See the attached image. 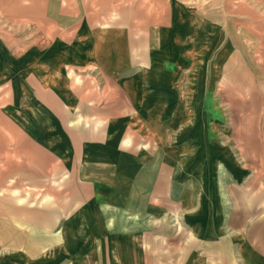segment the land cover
<instances>
[{
    "label": "crops",
    "instance_id": "1",
    "mask_svg": "<svg viewBox=\"0 0 264 264\" xmlns=\"http://www.w3.org/2000/svg\"><path fill=\"white\" fill-rule=\"evenodd\" d=\"M0 264H264V0H0Z\"/></svg>",
    "mask_w": 264,
    "mask_h": 264
},
{
    "label": "rangeland",
    "instance_id": "2",
    "mask_svg": "<svg viewBox=\"0 0 264 264\" xmlns=\"http://www.w3.org/2000/svg\"><path fill=\"white\" fill-rule=\"evenodd\" d=\"M255 45L257 46V43Z\"/></svg>",
    "mask_w": 264,
    "mask_h": 264
}]
</instances>
